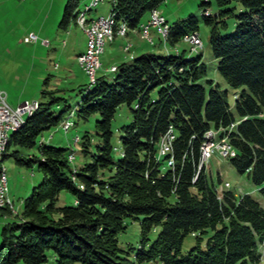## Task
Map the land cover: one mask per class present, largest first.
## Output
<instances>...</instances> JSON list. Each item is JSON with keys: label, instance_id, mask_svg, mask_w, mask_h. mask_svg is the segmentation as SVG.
Listing matches in <instances>:
<instances>
[{"label": "trees", "instance_id": "16d2710c", "mask_svg": "<svg viewBox=\"0 0 264 264\" xmlns=\"http://www.w3.org/2000/svg\"><path fill=\"white\" fill-rule=\"evenodd\" d=\"M78 1L67 0L59 28L66 29L79 16ZM161 1L114 0L109 16L129 30L139 29L143 16ZM214 4V14L208 8L201 14L211 26L209 44L216 70L227 85L239 89L233 93V104L228 90L207 78L201 56L187 58L183 53L141 52L120 62L110 79L98 76L87 87L78 86L76 119L97 115V140L86 131L79 137L87 160L74 179L67 147L41 144V157L29 158L12 150L17 162L37 163L42 179L23 200L16 220L1 229L0 264H43L48 251L55 264L261 263L264 205L251 194L236 196L210 186L207 162L200 160L205 132L212 129L235 149L226 159L260 187L264 199V0ZM230 18L234 30L225 33ZM194 30L196 19L189 16L169 25L166 40L174 45ZM53 93L42 89L48 99L38 100L36 110L12 132L6 149L32 147L44 131L63 121L70 106ZM60 102L63 106L56 110ZM123 104L132 119L120 126L116 156L112 120ZM167 138L168 151L158 153ZM63 190L73 196V203L58 206ZM0 209L10 213L8 207ZM128 217L140 224L133 254L134 247L125 250L118 245ZM155 228L159 230L151 241L149 233ZM188 235L194 243L183 251Z\"/></svg>", "mask_w": 264, "mask_h": 264}, {"label": "rangeland", "instance_id": "374dc122", "mask_svg": "<svg viewBox=\"0 0 264 264\" xmlns=\"http://www.w3.org/2000/svg\"><path fill=\"white\" fill-rule=\"evenodd\" d=\"M113 1H99L98 6L95 5L96 7H91L85 12L90 2L79 0L76 11L79 15L85 13V19L89 23L99 16L107 18L110 15ZM205 1L210 4L202 5L201 3ZM66 2L67 0H0V90L6 94L7 103L14 107L24 100H47L48 95L43 97L41 94L42 89L47 88L55 90L56 93L53 95L65 98L64 103L70 106V110L63 114V121L58 126L44 131L34 146L5 148L6 151L0 160V168L6 173V194L13 208L8 207L10 213L0 209V233L3 225L16 220V215L23 207V200L42 179V172L37 163L28 166L17 162L11 154L13 149L18 150L20 157L29 158L31 156L41 157L38 147L41 144L50 143L59 147H67V159L72 166V179H74L77 168L87 160V157L81 153L79 137L86 131L97 140L94 122L98 116H90L86 121H78L75 116V109L81 98L78 86L85 88L88 84H92L79 60V57L87 51V32L91 28L87 25L83 27L78 21V15L69 21L66 29L58 27ZM157 8L168 22V27L176 21L194 16L197 35L199 34L202 41L201 48L194 47L192 50V45L187 38H182L176 44L171 45L166 40L167 38H164L153 27H150L149 34L145 36L140 27L147 24L150 16L148 13L143 16L144 22H141L139 29H126L124 33H118L111 39L105 38L102 51L97 56L100 65L95 77L102 76L104 79H110L120 62L130 60L134 54L144 51L162 56L167 53H183L187 58L200 55L202 62L206 65L207 78L218 83L221 89H227L228 101L233 104V93H237L239 89H233L227 85L216 70L217 60L213 57L209 44L211 26L205 22L201 14L204 8H208L213 14L216 12L214 0H163ZM227 23L228 27L223 32L231 33L234 30L233 18L227 19ZM30 32L39 38H46L48 44H40V41L25 43L23 37ZM192 35L194 34H188V36ZM60 103L61 105L55 107L56 110L59 106H63V102ZM37 106L38 102H34V107H31L32 111L36 110ZM131 119V111L126 104L118 107L112 120L111 139L116 156L120 150V126L129 123ZM67 121L70 125L65 128L64 123ZM11 134L12 132L8 133V139ZM167 141L168 138L163 140L162 144L160 143L162 147L160 154L167 152L165 151ZM209 142L207 140V143ZM205 173L210 186L221 189L222 183L227 181L230 184L227 189L236 196L248 193L264 205V199L259 193L260 187L253 184L245 174H239L230 162L218 155L216 151L208 159ZM72 203L73 196L66 190L61 191L56 204L63 206ZM125 224L124 231L118 234V245L125 250L128 247H134L131 252L133 254L140 240V224L137 219L130 217L126 218ZM158 230L159 228H155L149 233L151 241L156 237ZM193 243V236H186L183 241V251L190 248ZM47 255L48 260L43 264H55L52 251H48ZM260 264H264V251L261 254Z\"/></svg>", "mask_w": 264, "mask_h": 264}, {"label": "built area", "instance_id": "2783aa9c", "mask_svg": "<svg viewBox=\"0 0 264 264\" xmlns=\"http://www.w3.org/2000/svg\"><path fill=\"white\" fill-rule=\"evenodd\" d=\"M91 1V0H89ZM92 22L97 23L99 26H103V17H97L93 19ZM165 24V18L160 13L158 8L150 11V19L147 21V24L141 25V32L146 36L149 34L150 27H153L157 30V32H161L162 27ZM88 37L90 38V47L89 52L83 58H80L81 66L88 79L92 77L93 73H96V70L99 66H96V52H101L100 41H94L91 37V34L87 32ZM190 44L192 45V50L194 47H201V40L198 36H185ZM23 41L26 43L29 42H38L40 44H46V38H39L36 34L30 32L29 34L23 37ZM113 68V67H112ZM33 101L36 100H24L20 102L17 106H10L6 101V94L0 90V139L2 138V134L4 132V128L12 125L18 119V115L22 114L29 107L33 106ZM205 133H213L212 129H208ZM170 135H172L170 133ZM162 144V142H161ZM216 149L221 156L227 157L228 152H235V150H226L225 141H222V138L217 140L215 143L206 144L204 147V151L202 152V159L200 163H203L210 156V153ZM160 153V148L159 152ZM73 159V156H72ZM6 183V182H5ZM228 183H225V186Z\"/></svg>", "mask_w": 264, "mask_h": 264}, {"label": "bare ground", "instance_id": "6f19581e", "mask_svg": "<svg viewBox=\"0 0 264 264\" xmlns=\"http://www.w3.org/2000/svg\"><path fill=\"white\" fill-rule=\"evenodd\" d=\"M99 1H102V0H91L89 1L90 2V5L86 7V11H89L91 9V7H94L95 5L98 6V2ZM100 3V2H99ZM95 6V7H96ZM209 14L208 12L206 13V15ZM211 14V13H210ZM150 19V17H149ZM78 21L80 22V24L84 27V25L87 27H90V31L89 33L91 34V37L94 41H100L102 43L101 45V51H102V46H103V43H104V40L105 38H109L111 39L113 36H115L116 34L118 33H124L126 31L127 26L125 24H117L115 23V20L108 16L107 18H103V26H99L97 23L95 22H87V20L85 19V13H82L79 15V18H78ZM169 30V27H168V24L165 20V24L164 26L162 27V30H161V34L164 36V38L166 37L167 38V34H168V31ZM194 35L192 36H198L197 35V32H194L193 33ZM48 42H47V39H46V44L47 45ZM202 45V43H201ZM89 47H90V38L88 37V45H87V51L86 53H84L83 55H81L79 57V60L80 58H83L84 56H86V54L89 52ZM199 48V47H197ZM100 52H96V66H99L100 63L98 62V59H97V56L99 55ZM115 67H113L114 69ZM89 81L91 83H94L95 81V73L92 74V77L89 79ZM34 102H38L37 100L36 101H33V106L34 107ZM32 109L31 107H29L27 110H25L22 114H19L18 115V119L15 123H13L12 125H9L7 127L4 128V132L2 134V138L0 139V160H1V157L3 155V153L6 151L5 148H6V144L8 142V133L9 132H14L16 130H18L20 128V126L22 125V123L24 122L25 120V117L29 116L31 113H32ZM27 119V118H26ZM70 125V123L67 121L65 124H64V127L65 128H68V126ZM215 138V133H206V142L204 143V146L202 147V152L204 151V147L206 144H211V143H215V141H213ZM207 140H209L210 142L207 143ZM225 141V146H226V150H231V147L227 144L228 142H226V140H223ZM168 144L166 146V150L165 151H168ZM233 150V149H232ZM235 152H228L227 154V157L228 156H233ZM72 158V157H71ZM170 163V165H169ZM168 165L169 166H172L173 163L172 161H169ZM7 178H6V173L4 170H2L0 168V208H3V207H11V209L13 208L12 205H11V200L7 197ZM227 186V185H226Z\"/></svg>", "mask_w": 264, "mask_h": 264}, {"label": "crops", "instance_id": "0c3cea01", "mask_svg": "<svg viewBox=\"0 0 264 264\" xmlns=\"http://www.w3.org/2000/svg\"><path fill=\"white\" fill-rule=\"evenodd\" d=\"M142 22H144V21L142 20ZM136 31H137V30H136ZM132 33L135 34L134 31H132ZM25 43H26V42H25ZM34 43H35V42H34ZM144 52H145V51H144ZM138 54H139V53H138ZM135 55H137V54H134V56H135ZM134 56H133V57H134ZM126 61H128V60H126ZM117 63H118V62H117ZM80 70L82 71L81 68H80ZM82 72H83V71H82ZM83 73H84V72H83Z\"/></svg>", "mask_w": 264, "mask_h": 264}]
</instances>
